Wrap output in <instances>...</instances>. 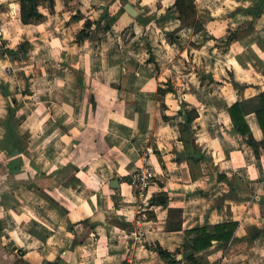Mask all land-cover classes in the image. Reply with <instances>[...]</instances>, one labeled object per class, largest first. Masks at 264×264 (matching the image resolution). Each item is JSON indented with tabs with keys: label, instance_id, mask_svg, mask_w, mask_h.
<instances>
[{
	"label": "crops",
	"instance_id": "0c3cea01",
	"mask_svg": "<svg viewBox=\"0 0 264 264\" xmlns=\"http://www.w3.org/2000/svg\"><path fill=\"white\" fill-rule=\"evenodd\" d=\"M259 1L196 0L197 30L181 26L175 0L45 1L39 23L0 0V264H169L157 242L188 264L177 257L185 230L228 221L238 225L225 247L194 254L264 264V148L239 138L228 113L264 89ZM87 19L100 24L79 42ZM27 40L26 55L5 52ZM193 108L204 155L194 179L173 123ZM246 119L263 141L256 114ZM144 166L155 173L146 219L131 182Z\"/></svg>",
	"mask_w": 264,
	"mask_h": 264
},
{
	"label": "trees",
	"instance_id": "16d2710c",
	"mask_svg": "<svg viewBox=\"0 0 264 264\" xmlns=\"http://www.w3.org/2000/svg\"><path fill=\"white\" fill-rule=\"evenodd\" d=\"M49 2L51 7H54L55 0H20V14L21 20L24 23L32 22H43L46 19V15L40 11L39 5L42 2ZM196 0H175V6L179 11V18L181 20V26H194L195 29H200L202 25L196 21L197 17V6ZM73 3L71 6L74 8L79 6L80 0H71ZM264 5V0H260L258 6L262 7ZM258 10V9H257ZM260 10V9H259ZM257 11L259 13L260 11ZM80 10H77V13L74 14L71 18L77 19L82 17ZM112 21V20H111ZM111 21L106 23V28L108 29L111 26ZM93 24L99 25V20H90L87 19L85 23V28H83L77 34V41L81 42L88 36L87 29L90 28ZM172 36V34H169ZM30 42L24 41L14 48H5V52L12 57L17 59L26 55L30 51ZM9 105H10V114L11 117H15V113L18 106V100L15 96H9ZM254 112L257 116L259 125L264 134V89L256 96L249 98L247 100H237L234 101L228 107V113L232 120L234 131L239 138L245 139L250 145L258 150L261 146L264 148V139L263 141H258L254 138L252 130L247 122L246 115ZM177 115H182L183 120H173V117H167L168 120H173L174 125L176 126L179 139L183 141L185 145V155L186 160L188 161L192 178H197L201 175L200 161L204 158V155L201 152V149L197 146L195 141V133L193 129L192 122L198 116V111L196 109L191 110H179ZM179 159V158H178ZM181 160V159H179ZM198 169V171H197ZM220 179H223L224 176L220 175ZM36 188L42 189L40 185H37V182L34 184ZM182 213V210L179 208H170L169 216L178 217ZM148 217H155L154 214H149ZM168 221L166 226L167 230H179L182 228L181 222L177 225H173ZM238 223L235 221H228L217 223L215 225L201 226L197 228L186 229L185 233L189 238L185 243L186 249H192L194 252L187 257L188 264H205L202 259L203 255H196L195 252H200L210 248L213 245V241L216 240L219 242L220 247H225L229 241L234 237V232L236 230ZM195 234L194 238H191V235ZM154 249L158 254L164 258L169 264H177L179 261L176 259L177 251H170L164 248L159 242L154 245Z\"/></svg>",
	"mask_w": 264,
	"mask_h": 264
},
{
	"label": "built area",
	"instance_id": "2783aa9c",
	"mask_svg": "<svg viewBox=\"0 0 264 264\" xmlns=\"http://www.w3.org/2000/svg\"><path fill=\"white\" fill-rule=\"evenodd\" d=\"M154 177V171L150 167L144 166L134 173L131 180L132 184L136 187L135 194L141 204L138 211L140 217L143 219H146L147 217V210L149 209L150 204L147 192L150 185L153 183Z\"/></svg>",
	"mask_w": 264,
	"mask_h": 264
},
{
	"label": "water",
	"instance_id": "95a60500",
	"mask_svg": "<svg viewBox=\"0 0 264 264\" xmlns=\"http://www.w3.org/2000/svg\"><path fill=\"white\" fill-rule=\"evenodd\" d=\"M126 8H127L128 11L131 12L133 15H136V14H137L136 10H135L133 7H131L129 4L126 5ZM111 184H112L113 186H114V185L118 186V180H117V179H113V180L111 181ZM157 200H158V202H162L163 200H165V195L160 194V195L157 197ZM192 253H193V250H192V249H188V250H186V251H184V252H182V253H179L177 257L180 259V258H183V257H187L188 255H190V254H192Z\"/></svg>",
	"mask_w": 264,
	"mask_h": 264
},
{
	"label": "rangeland",
	"instance_id": "374dc122",
	"mask_svg": "<svg viewBox=\"0 0 264 264\" xmlns=\"http://www.w3.org/2000/svg\"><path fill=\"white\" fill-rule=\"evenodd\" d=\"M43 3V2H42ZM45 3V2H44ZM69 6V5H68ZM74 7L73 6H69V9H73ZM5 45V44H4ZM2 47H5V46H2ZM14 48V47H13Z\"/></svg>",
	"mask_w": 264,
	"mask_h": 264
}]
</instances>
